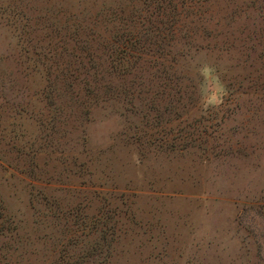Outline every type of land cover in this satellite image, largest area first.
<instances>
[{
    "label": "rangeland",
    "instance_id": "obj_1",
    "mask_svg": "<svg viewBox=\"0 0 264 264\" xmlns=\"http://www.w3.org/2000/svg\"><path fill=\"white\" fill-rule=\"evenodd\" d=\"M0 264H264V0H0Z\"/></svg>",
    "mask_w": 264,
    "mask_h": 264
},
{
    "label": "trees",
    "instance_id": "obj_2",
    "mask_svg": "<svg viewBox=\"0 0 264 264\" xmlns=\"http://www.w3.org/2000/svg\"><path fill=\"white\" fill-rule=\"evenodd\" d=\"M120 59L121 58H119V60L116 62L117 66H119V65H122V66H125V67L128 66V62L129 61H128V59L126 57H124V62H121Z\"/></svg>",
    "mask_w": 264,
    "mask_h": 264
}]
</instances>
